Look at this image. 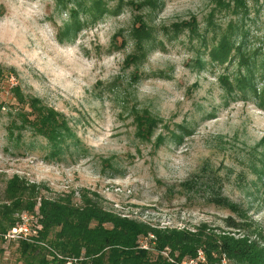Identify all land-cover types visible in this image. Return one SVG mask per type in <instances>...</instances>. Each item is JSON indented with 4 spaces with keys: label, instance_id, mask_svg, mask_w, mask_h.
Wrapping results in <instances>:
<instances>
[{
    "label": "rangeland",
    "instance_id": "374dc122",
    "mask_svg": "<svg viewBox=\"0 0 264 264\" xmlns=\"http://www.w3.org/2000/svg\"><path fill=\"white\" fill-rule=\"evenodd\" d=\"M255 2L238 17L217 0H0V70L10 71L0 202L17 177L50 200L95 194L105 210L161 228L224 230L236 217L209 203L220 188L264 238V107L253 93L264 90V0ZM229 26L241 52L220 65L210 54ZM14 87L63 117L56 150L21 125ZM8 252L0 264H27Z\"/></svg>",
    "mask_w": 264,
    "mask_h": 264
},
{
    "label": "trees",
    "instance_id": "16d2710c",
    "mask_svg": "<svg viewBox=\"0 0 264 264\" xmlns=\"http://www.w3.org/2000/svg\"><path fill=\"white\" fill-rule=\"evenodd\" d=\"M255 1L217 0V4L225 13L239 17L247 14V3ZM228 28L210 54L220 65L241 52L242 45L235 44L238 27ZM9 74L0 70V88ZM249 74L247 69L235 80L241 91L251 87ZM253 93L257 105L264 107V90ZM10 95L19 108L21 125L56 150L67 130L63 117L23 96L17 87L10 89ZM183 187L192 190L188 181ZM219 192L220 188L216 194L209 192V203L236 217L222 220L224 230L211 229L205 222L193 230L161 228L105 210L95 194H82L79 203L69 198L50 200L40 195L37 186L13 177L0 202V255L9 253L11 246L27 264H184L197 260L199 253L204 261L198 264H264V238L248 220L247 212ZM22 214L33 216L39 228L26 240L8 241L6 235L20 223Z\"/></svg>",
    "mask_w": 264,
    "mask_h": 264
},
{
    "label": "built area",
    "instance_id": "2783aa9c",
    "mask_svg": "<svg viewBox=\"0 0 264 264\" xmlns=\"http://www.w3.org/2000/svg\"><path fill=\"white\" fill-rule=\"evenodd\" d=\"M38 228L37 220L33 216L22 214L20 223L8 232L6 239L8 241L26 240L28 237L34 236ZM144 248L147 249L145 246ZM199 261H204L202 253L198 254L197 260H191L184 264H198Z\"/></svg>",
    "mask_w": 264,
    "mask_h": 264
}]
</instances>
